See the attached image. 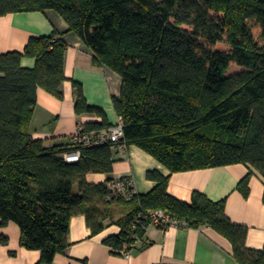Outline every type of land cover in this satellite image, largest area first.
Masks as SVG:
<instances>
[{"label":"trees","instance_id":"16d2710c","mask_svg":"<svg viewBox=\"0 0 264 264\" xmlns=\"http://www.w3.org/2000/svg\"><path fill=\"white\" fill-rule=\"evenodd\" d=\"M47 9L67 21L96 64L122 77L121 94L113 97L124 122L121 144L137 145L171 172L243 163L264 179V0H0V16ZM66 48L64 33L54 31L31 37L24 51L0 54L1 224L17 223L21 245L41 251L38 264H52L68 248L73 216L85 214L97 234L109 206L126 203L131 209L117 221L121 231L104 240L119 252L144 242L145 215L162 209L181 226L214 228L241 264H264V248L247 247L248 228L230 220L224 200L200 191L191 202L178 199L168 191L169 176L157 170L147 173L157 182L150 192L109 199L112 144L80 147V159L68 162L70 144L46 147L32 137L38 88L63 96ZM26 56L36 59L34 68L22 65ZM232 64L242 71L228 74ZM75 86L77 113L105 117ZM91 172L106 173L108 181L89 183ZM251 173L239 184L245 196Z\"/></svg>","mask_w":264,"mask_h":264},{"label":"crops","instance_id":"0c3cea01","mask_svg":"<svg viewBox=\"0 0 264 264\" xmlns=\"http://www.w3.org/2000/svg\"><path fill=\"white\" fill-rule=\"evenodd\" d=\"M64 33L67 48L64 57L66 80L60 90L62 98L38 88L37 104L30 123L35 140L46 147L69 144L70 135L79 123L115 124L119 115L113 97L119 96L122 77L113 69L98 65L93 51L81 37L69 30L67 21L55 10L14 12L0 16V54L24 51L33 36ZM22 65L34 68L36 59L23 57ZM75 82L83 87L88 103L101 108L105 117L97 113L79 114L76 111L77 90ZM112 177L130 176L138 194L150 192L157 182L147 177L148 171L157 170L169 176L168 191L173 196L191 202L196 191L204 193L212 201H225L226 214L234 223L248 228L246 245L250 249L264 248V179L257 170L243 163L171 172L154 156L138 147L129 145L114 152ZM250 172V192L245 196L239 189L241 180ZM91 184L108 181L106 173H88ZM75 192L80 193L75 185ZM126 203H112L104 229L94 234L85 214L70 220L68 248L59 253L52 264H241L234 257L232 243L210 226L192 228L172 225L163 229L155 224L146 228L144 242L132 250L118 251L105 243V238L118 234L117 221L130 212ZM20 226L10 221L1 224L0 264H38L41 251L21 245ZM6 239V242L3 239ZM148 243L142 248L143 243Z\"/></svg>","mask_w":264,"mask_h":264},{"label":"built area","instance_id":"2783aa9c","mask_svg":"<svg viewBox=\"0 0 264 264\" xmlns=\"http://www.w3.org/2000/svg\"><path fill=\"white\" fill-rule=\"evenodd\" d=\"M123 137L124 122L121 117H119L115 124L102 129H87L86 124L81 122L69 137L70 150L64 154V158L68 162L78 161L81 157L80 147H90L107 143L112 144L114 151H118L127 146L120 143ZM108 188L109 199L112 197H122L125 200H131L137 194L134 187V180L130 176L115 178L108 183ZM145 216L150 219V224H155L163 229L172 225H180L178 220L174 219L171 214L162 209L152 210Z\"/></svg>","mask_w":264,"mask_h":264},{"label":"rangeland","instance_id":"374dc122","mask_svg":"<svg viewBox=\"0 0 264 264\" xmlns=\"http://www.w3.org/2000/svg\"><path fill=\"white\" fill-rule=\"evenodd\" d=\"M242 71V67L236 65V64H232L229 69H228V74H234V73H237V72H240Z\"/></svg>","mask_w":264,"mask_h":264}]
</instances>
